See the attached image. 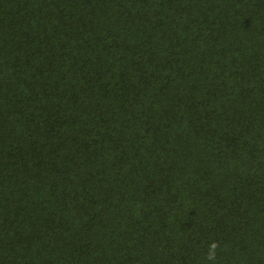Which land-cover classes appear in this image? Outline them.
<instances>
[{"label": "trees", "instance_id": "obj_1", "mask_svg": "<svg viewBox=\"0 0 264 264\" xmlns=\"http://www.w3.org/2000/svg\"><path fill=\"white\" fill-rule=\"evenodd\" d=\"M0 264H264V0H0Z\"/></svg>", "mask_w": 264, "mask_h": 264}, {"label": "clouds", "instance_id": "obj_2", "mask_svg": "<svg viewBox=\"0 0 264 264\" xmlns=\"http://www.w3.org/2000/svg\"><path fill=\"white\" fill-rule=\"evenodd\" d=\"M213 248H215V244L212 245ZM209 258H214L213 256H210Z\"/></svg>", "mask_w": 264, "mask_h": 264}]
</instances>
